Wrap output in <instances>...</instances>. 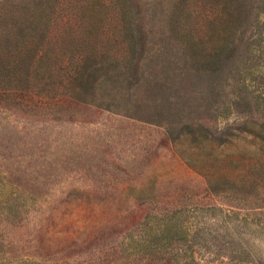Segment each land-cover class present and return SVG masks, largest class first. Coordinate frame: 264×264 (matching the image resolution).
I'll use <instances>...</instances> for the list:
<instances>
[{
	"label": "rangeland",
	"instance_id": "obj_1",
	"mask_svg": "<svg viewBox=\"0 0 264 264\" xmlns=\"http://www.w3.org/2000/svg\"><path fill=\"white\" fill-rule=\"evenodd\" d=\"M263 128L264 0H0V264H264Z\"/></svg>",
	"mask_w": 264,
	"mask_h": 264
},
{
	"label": "trees",
	"instance_id": "obj_2",
	"mask_svg": "<svg viewBox=\"0 0 264 264\" xmlns=\"http://www.w3.org/2000/svg\"><path fill=\"white\" fill-rule=\"evenodd\" d=\"M264 133V128L263 129H261V132H260V135L258 136V135H256V133H255V137L257 138V140L259 141V142H262L263 143V145H264V136H262V134ZM247 135L249 136V137H251L252 136V134L251 133H247ZM262 148H263V146H262ZM264 149V148H263ZM152 256H154L155 257V255H152Z\"/></svg>",
	"mask_w": 264,
	"mask_h": 264
}]
</instances>
